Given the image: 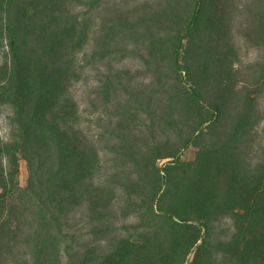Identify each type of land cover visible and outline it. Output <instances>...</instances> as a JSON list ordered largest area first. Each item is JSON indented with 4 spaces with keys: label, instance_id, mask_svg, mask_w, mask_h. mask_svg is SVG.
<instances>
[{
    "label": "trees",
    "instance_id": "obj_1",
    "mask_svg": "<svg viewBox=\"0 0 264 264\" xmlns=\"http://www.w3.org/2000/svg\"><path fill=\"white\" fill-rule=\"evenodd\" d=\"M96 1L0 0V264H264V0L120 13L78 65Z\"/></svg>",
    "mask_w": 264,
    "mask_h": 264
},
{
    "label": "rangeland",
    "instance_id": "obj_2",
    "mask_svg": "<svg viewBox=\"0 0 264 264\" xmlns=\"http://www.w3.org/2000/svg\"><path fill=\"white\" fill-rule=\"evenodd\" d=\"M164 0H98L92 6L88 7L81 4L77 10L79 15L87 14L89 17V38L88 46L78 56V65L84 63V52L95 50L98 41L101 40L102 34L109 28V20L114 16L122 13L127 17H136L149 15L152 12L158 13ZM235 39L240 48V54L242 61L245 62H260L264 63V49L257 50L249 47L244 38L238 32H235ZM125 43H120L117 47V51L112 54L114 59L119 61V64L130 70H134L138 67L140 59L138 51H132L134 43L139 39H123ZM142 44V41H140ZM113 47V46H112ZM110 56V57H111ZM89 68V67H88ZM87 68V69H88ZM141 71V69H139ZM90 91V86L86 85L85 82L78 84L77 97L82 101L87 93ZM83 102V101H82ZM4 115L0 116V135L5 131L3 124ZM26 176L25 164L23 161L20 162L19 181L22 185Z\"/></svg>",
    "mask_w": 264,
    "mask_h": 264
}]
</instances>
